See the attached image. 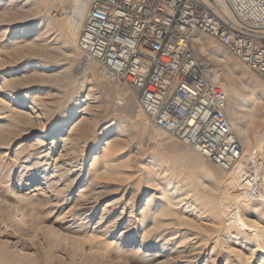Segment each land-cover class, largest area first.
Masks as SVG:
<instances>
[{
	"label": "rangeland",
	"instance_id": "374dc122",
	"mask_svg": "<svg viewBox=\"0 0 264 264\" xmlns=\"http://www.w3.org/2000/svg\"><path fill=\"white\" fill-rule=\"evenodd\" d=\"M68 11H69L68 8H65L64 10H61L60 8H54L49 11L51 13L48 12V15L54 20L60 21L66 16L65 12ZM40 15L41 14L36 13L35 18H39ZM53 29L55 30L54 26ZM199 36L203 39H208L214 46H216L219 49L220 53L226 55L227 58L231 59L235 63L231 72V77L234 80L236 88L238 89L240 97L242 99L240 97L238 98L229 97L224 92L221 86L216 85V87H218V89L221 90L226 96L227 108L225 114L228 115L230 111L233 112L231 114L235 115V122L239 125V127H241L246 132V135L249 138L250 144L246 143L243 137H238L236 132L232 129L240 145L241 144L243 145V146L241 145V147L243 148L244 153H247V151L252 153L251 159L245 161V163H243L244 161L241 162L243 163L241 164L242 166L241 172L240 170L239 172H237L239 173L237 174L238 177H240V178L237 177L239 187L238 188L236 187V192L234 194L242 196L244 191L245 192L247 191L246 193H248L246 195L247 197H244L242 199L243 201L239 206V210H240L241 207L253 203V200L254 201L259 199L264 200V195H263L264 191H261L264 190V180H263L264 178V117H261V113L259 111V105L263 104L264 106V83L254 73L247 70L242 64H240L235 58H233L231 54H229L224 48H222L220 45L209 39V37L205 35H199ZM192 49L197 58L206 60L207 63H209L210 70H214L217 71L218 73H221L217 65L214 62L208 60L207 57L204 54H202L193 44H192ZM76 50H78L77 46H76ZM35 58L36 57H34V59ZM55 61H58V64L61 65L60 71H63L64 73L59 78H57V80L54 81L52 86H50L51 88L50 93H53L52 95L57 94L56 90H63L64 84L69 81V77L71 75L73 77L72 79L73 81H75L81 76V74H74L72 72V68L82 61V56L80 51L78 50L76 55V60H74V62L70 64L64 57L58 56L56 57ZM93 64L95 66L94 69L95 72L93 71L92 73H90L89 76L87 75V80H88L87 90L90 89L91 92L90 94H93L95 98L96 97L98 98V99L96 98L97 104H93L94 107H91L90 105V109L88 108V110H90V113L94 114L95 116V121L92 127V131L94 132L90 131L91 134L89 133L90 135L88 134V136L85 138V142L87 143V148L83 152H81L82 154L79 153L78 157L75 156L72 159L69 158L68 159L69 161H67L65 158H61V160L57 159L55 164L57 167L55 169L56 171L55 173L57 172L58 173L57 174L54 173L55 174L54 180H51L53 181L52 186H51V182H48L50 183L49 184L50 189H48V192L39 190L41 188L42 189L45 188L44 185L42 186L39 185L43 183V181L40 180V178L43 176L42 174V169L44 168L43 164L48 163L50 164V166H52V164L54 163L51 160L56 159L58 152H52L53 153L52 154L51 152L49 153L42 152L41 150L43 155L36 154L37 152L35 148L32 146L34 140L36 139L37 132L42 128L40 121L33 119L28 122L26 121L27 117H24V115L22 116V113L21 114L18 113L24 111L20 107L19 103H25V101L23 100L13 101L11 99L14 98L12 92H15L17 90L14 89L15 87L5 91L8 93L10 92V95L8 96H5L3 91H0V114L3 113L1 118H4L2 121H0V127L3 125L1 124V122L4 124L11 123V125H14L15 127L14 128L15 131H13L12 133H2L0 131V232H1L0 241H5V242L8 241L9 248L10 247L12 248V251L10 248V252L13 255H17V256H23L24 252L26 253V248L29 247L33 252V258H35L34 256H37L36 258L37 260L35 259L37 261V264H41L43 261L42 259L44 257V254L46 253V248L44 245H42L40 241V236L39 235L35 236L34 234L35 227L39 223L45 224L46 226L49 224L48 226L52 228L54 227L53 229L54 230L56 229L55 231L56 232L58 231L57 233L61 235L63 234V236H65L67 239L71 241H77L79 243L78 250L76 252L77 254L73 253V256L70 254L68 250H66L68 253L60 252V254L53 251L52 254L54 257H56L55 259H57L56 262L57 264H67L66 262V260L68 259L67 256L72 259V264H89L90 262H91L90 264H96V263L98 264H159V263L174 264L171 262L170 263L166 262V260L164 259L155 260V258H151V255H154L157 251L143 252L142 250H140V241L143 238L142 236H146L148 242L156 246V250H160V246H162L163 243L169 244L166 247L170 248L171 244L180 241L179 233H177V231H175V227L172 226L160 228L146 235V231L151 232L153 229L151 224L152 223V216L150 215L151 213L147 212L148 200L151 197V195H154L156 193L158 194L162 190L160 184H158L157 181H154L153 177L161 173L163 168L164 176L167 177L168 179L170 178L169 179L171 181L170 184L172 186L179 184L178 186L180 190L176 195L177 198H179L178 200L180 201V206L178 207V211L183 212V214L181 215L184 218H186L189 223H191L192 221L191 224H193L192 225L193 227H197V229H192L187 226L181 227L180 232L184 234L187 233V235L185 234V236L189 237L186 240V242L188 243L187 247H189L188 249L192 251L191 252L192 256L199 255L200 260L203 261L206 258V256L210 254L209 251L211 250L210 249L211 245H213V241L216 238L220 237V239H222L221 242H223L225 228H223L222 226H221L222 228L221 227L215 228L211 226V224L208 223V219L206 220L205 217H204L205 219L201 218V216H199L192 209L193 206L191 208V203L194 201V203L196 202L197 204L198 199L200 202V199L202 200L203 197L206 196L209 186L211 185V182H213V180L219 179L224 175L230 174L231 171L223 172L222 170L208 163L201 156L195 154L191 150L179 144L177 141L169 137L163 131L150 125L147 122L144 115L141 113V111H139L135 101H134V105H132L129 109L126 108V101L130 97H132L129 89L121 84H117L107 79L103 75L99 65L95 62H93ZM35 83L38 84V82ZM106 85L108 86V88ZM63 95L64 96L61 97L62 98L61 100L67 101V99H69L71 95V92L67 91ZM120 97L122 98V100L124 99L123 102H125V105L123 106L117 105L116 101ZM247 98H253L255 104L253 102L252 107H245L243 105L242 101ZM107 102L108 103L110 102L109 105ZM76 114L77 111L75 112V115ZM75 115L73 116V120L79 121L80 118L78 119L77 115L76 116ZM227 115L226 117H228ZM260 118H262L263 122L258 125L255 122ZM227 120L229 122V118H227ZM22 122L26 123L27 125L23 124ZM105 127L112 128V131L109 134H107V136L102 140V144L100 146L103 147L99 148V150L95 152L93 150L95 149L96 138L98 134L101 132L100 130H102ZM27 128L33 129V133L30 138L24 139L23 137L25 136L23 135L25 132L24 129L27 130ZM256 131L259 132L260 134V136L257 138L253 136V134ZM259 150L261 151L259 152ZM100 151L108 153L112 157V160L119 162L122 166L120 167L113 165L114 167L111 168L112 171L111 173L113 175L111 177L113 178L107 176L103 168H99V170L95 171L96 168L100 167L101 165L99 163L100 162L99 156L103 152ZM46 153H48L49 155H45ZM92 157H94L95 159L93 160ZM36 158L38 159V161ZM66 161L68 164L70 162L74 166L71 164H69V166H64ZM38 165L39 167H37ZM176 168L177 170H175ZM164 169L166 170V172L164 171ZM78 173L79 175L77 176ZM178 173L181 175V177ZM149 174L151 175L149 176ZM19 176H21L22 179H19ZM147 178L148 180L149 179L151 180L150 185H147L145 183ZM247 178L249 180L252 179V181H250V184L245 186L244 184L245 181L248 180ZM32 179L35 181H32ZM192 179L194 180L193 181L194 183L191 182ZM132 181L136 184H134ZM180 182L183 183L181 184ZM137 184L138 187L135 186ZM207 184L209 185L208 188L206 186ZM240 188H245V189L240 190ZM253 188L255 190H253ZM12 190H14L16 193H18L21 196L23 195L22 197H24V200L22 201L15 198V196L11 194ZM184 190L186 191L184 192ZM248 190L250 191V193L248 192ZM90 192L91 195L90 194L88 195L87 193ZM185 193H187V195L182 196ZM25 195L27 196V198H25L26 197ZM55 195L56 198L54 199L53 196ZM32 196H34L33 197L34 199L32 198ZM193 196H194V200H193ZM184 197L187 198L184 199ZM189 198H191V200ZM195 198H197V200H195ZM103 210H106L105 212L111 213V214L109 213L110 215L107 216L103 221L104 226L107 227L106 228L107 230L106 229L104 230L107 232L106 234L105 232L102 234L95 233L94 228H96L95 226L98 223L99 219L101 218V214H103L104 212ZM121 212H122L121 215L122 219L120 220V222H117L116 225H114L115 224L114 221L120 216ZM194 213L196 216H194ZM197 215L200 219L197 217ZM38 216H40L41 218H39ZM21 217H23V219ZM142 218H143V223L141 226L139 219L141 220ZM195 219L197 220L195 221ZM261 220L257 221L255 219H249L248 222L249 224L252 225V228L257 227L258 231H262L264 233V219L262 221ZM197 221L200 224L197 223ZM259 221L261 223H258ZM20 222L24 226H22ZM25 223L27 224L30 223V224L27 225ZM203 223L205 225H203ZM118 224L120 225V229H116ZM113 225L114 227H112ZM110 228L111 230L109 232ZM61 229L63 230L61 231ZM141 230L144 231L140 232ZM220 230L222 231V233ZM123 233L124 235H127L129 237H133L134 240L131 244L127 245L124 243L125 240L121 238V236H123L122 235ZM172 233L175 234L172 235ZM231 233L233 236V232ZM211 235H213V237ZM232 236L230 237L229 240H226L227 238H225L224 240L226 241H224V243L219 244L220 247L222 246L221 253L223 254L227 253L228 251L227 249H229L228 247H230L231 250L233 249L234 252L235 251L239 252L240 261L244 262L249 258L248 259L249 264H256L257 261V259H255L256 254L255 255L253 254L251 256L248 251L250 248L254 249V247L250 243H245L244 245H241L240 244L241 240L235 241L234 237L232 239ZM245 236L247 235H244V237ZM104 237L106 239H104ZM148 237L149 238L152 237V238L149 239ZM160 237L162 238L160 239ZM78 239L80 241H78ZM13 240L14 241L16 240L15 242L17 245L15 247ZM163 240L166 242H164ZM194 242L197 243L195 244ZM207 243L210 244L208 245ZM235 243L236 245H233ZM238 243L244 249H241ZM222 250H224V252H222ZM248 253L250 256L248 255ZM85 254L86 255L90 254L88 256L93 255L91 256V258L93 259L88 258V256H86ZM145 254L146 255L148 254L149 257L148 255L146 256ZM75 257H77L78 259H76ZM211 257L213 258V256ZM79 258L81 259L83 258L82 261ZM224 261H225L224 258H218L216 264H224ZM186 263H182V264H186ZM198 263L199 262H197L196 264ZM234 264H236V261L234 262Z\"/></svg>",
	"mask_w": 264,
	"mask_h": 264
},
{
	"label": "bare ground",
	"instance_id": "6f19581e",
	"mask_svg": "<svg viewBox=\"0 0 264 264\" xmlns=\"http://www.w3.org/2000/svg\"><path fill=\"white\" fill-rule=\"evenodd\" d=\"M54 8H60L61 10L68 8L69 11L65 12L66 16L62 20L56 21L48 15V12ZM36 13L41 14L39 16V18H35ZM49 13H51V12H49ZM85 13H86V5L80 0H0V91H3L5 96H8V95H10V92L8 93L5 91L15 87L14 89H17V90L15 92H12V95L14 96V98H11V99L13 101L14 100L25 101V103H19L20 107L24 111L18 112V113L19 114L22 113V116L24 115V117H27L26 121H28V122L30 120H33V119L40 121L42 128L37 132L36 139L34 140V143L32 146L35 148V150L37 152L36 154L43 155L42 152H48V153L49 152H51V153L52 152H58L56 159L51 160L54 163V164H52V166H50V164H48V163L43 164V167H44L42 169L43 176L40 178V180H42L43 183H41L39 185L40 186L44 185L45 188L39 189L41 191H47L48 192V189H50L49 188L50 183H48V182H51V186H52L53 181H51V180H54L55 174L58 173V172L55 173L56 172L55 169L57 168L55 165L57 159L61 160V158H65L67 161H69L68 160L69 158L72 159L75 156L78 157L79 153L83 152L87 148V143L85 142V138L88 136L90 131H92L93 123L95 121L94 114L90 113V110H88V108L90 109V105H91V107H94L93 104H97L96 103L97 97L95 98L93 96V94H90L91 93L90 89L87 90V88H88L87 75L89 76L90 73H92L95 69L93 61H86V60L82 59V61L79 64L75 65L73 68L71 67L72 72L74 74H81V76L78 79H76L75 81H73L72 80L73 77L71 75L69 77V81L64 84L63 90H56L57 91L56 95H52L53 93H50L51 92L50 86H52L54 81L57 80V78H59L64 73L63 71H60L61 65L58 64V61H55L56 57H58V56L64 57L69 62V64L74 62V60H76V55H77V51H78V50H76V41H77L78 31L81 27L82 20L85 16ZM53 26L55 27V30L53 29ZM209 39H211V38H209ZM192 44L202 54H204L208 60L214 62L217 65V67L219 68V71L221 72V73H218L217 71H214V70L208 71V73H207L208 80L214 85L221 86L222 89L224 90V92L229 97H232V98L240 97V94H239L238 89L236 88L235 82L231 77V72H232V69H233L235 63L231 59L227 58L226 55L220 53L219 49L216 46H214L208 39H203L199 35L194 36L192 38ZM34 57H36V58L34 59ZM68 71H69V69H68ZM99 77H101V76H99ZM35 82H38V84H36ZM107 88H108V86H107ZM67 91H70L71 95H70L69 99H67V101H62L61 97H63L64 96L63 94ZM261 96H259V97H261ZM118 100L122 101V106L125 105V102H123L124 99L122 100V98L120 97L117 99V101ZM134 101H135L134 96L130 97L126 101V108L129 109L132 105H134ZM253 102H254L253 98H247V99H244L242 101V103L245 107H252ZM109 103H108V105H109ZM254 104H255V102H254ZM102 105H104V104H102ZM77 109H79V110H77ZM26 111H27V113H26ZM76 111H77V114H76L77 118L78 119L80 118L79 121L73 120V116L75 115ZM259 111L261 113V117H264V106H263V104L259 105ZM231 113H233V112L230 111V113L228 115L226 114L228 116L227 118H229V125L236 132L238 137H243L245 142L249 143V138L246 135V132L241 127H239V125L235 122V115H233ZM2 115H3V113L0 114V121H2L4 119V118H1ZM13 121H14V119H13ZM262 122H263L262 118H260V119L256 120L255 123L259 125ZM1 124H3L0 127V131L2 133H12L13 131H15V129H14L15 127H14V125H11V123L10 124L8 123L9 124L8 125V124H4L1 122ZM23 124L27 125L26 123H23ZM31 127H33V126H31ZM24 131H25L23 134V135H25V136H23L24 139H28L32 136L33 129L27 128V130L24 129ZM100 131L101 132L98 134V136L96 138L95 149L93 150L95 152L98 151L99 148L103 147V146H100L102 144V140L107 136V134H109L112 131V128L105 127ZM92 132H94V131H92ZM20 135H21V133H20ZM94 136H95V134H94ZM253 136L255 138H257L260 136V134H259V132L256 131L253 134ZM86 140H88V139H86ZM248 146H250V145H248ZM253 148H255V147H253ZM41 150H42V152H41ZM260 151L261 150H259V152ZM100 152H103V151H100ZM248 152L249 151H247V153H244V150L242 148V156H241L240 161L232 169L227 170L229 172L231 171L230 174H228V173H227L228 175L222 174L224 176L220 177L217 180H213V182H211L210 186L208 184L206 185L207 188L209 186V189H208V191L206 190L207 194H206V196L203 197L202 200L200 199V202L198 199V203L197 204H196V202L194 203V201H193L194 196H193V200H192L193 202L191 203V208L193 206L192 209L199 216H201V218L205 217L206 220L208 219V223L211 224V226H213L215 228L222 226L223 228H225L224 236H223L224 239L227 238L226 240H229L230 237L232 236L231 232H233L232 239L234 237L235 241L241 240L240 241L241 245H244L245 243H250L254 247V249L250 248L248 250L250 255L252 256L253 254L254 255L256 254V258H255V259H257L256 264H264V233L262 231H258L257 227H255L257 229L252 228V225L249 224V222H248L249 219H255L257 221L264 219V200H260V199L255 200V201L253 200V203H251L250 205H245V206L241 207L239 210V206L241 205V203L243 201L242 199L244 197H247L246 195L248 193H246L247 191L246 192L244 191L242 196L234 194L236 192V187L237 188L239 187L238 178H240V177H238L237 174H239V173H237V172H239V170L241 172V167H242L241 164L245 163V161L252 158V156H251L252 153H250V152L248 153ZM48 153H46L45 155H49ZM33 155H35V154H33ZM30 156H32V155H30ZM43 157H45V156H43ZM99 157H100L99 163L101 165H100V167L96 168L95 171L99 170V168H103L104 172L107 174V176L111 177V176H113L111 173L112 172L111 168L114 167L113 165L122 167L119 162L112 160V157L106 152L101 153V155ZM260 157H261V155H260ZM26 158H28V157H26ZM92 159L94 160L95 158L92 157ZM37 161H38V159H37ZM67 161H66L64 166H69V164H71L70 162L68 164ZM242 161H244V162L241 163ZM76 162H77V160H76ZM122 163H123V161H122ZM71 165H73V164H71ZM245 165H247V164H245ZM37 167H39V165ZM120 167H118V168H120ZM157 170H159V169H157ZM175 170H177V168ZM164 171L166 172L165 169H164ZM227 171H223V172H227ZM73 172H75V171H73ZM159 172H161V171H159ZM162 172H163V168H162ZM162 172L153 177V180L157 181L158 184H160L162 190L159 189V190H161V192H159L158 194L156 193L154 195H151V197L148 200L147 212L151 213L150 214L152 216V223L151 224H152L153 229L151 232L146 231V235L150 234L153 231L158 230L160 228L172 226V227H175V231H177V233H179L180 241L177 243L174 242L173 244H171L170 248L166 247L169 244L163 243V245L160 246V250H156V246L154 244L149 243L146 236H142L143 238L140 241V250H142L143 252L157 251L154 255H151V258H155V260L164 259V260H166V262H169V263L171 262L174 264H176V263L182 264V263H186V262H187L186 264H188V263L189 264H196L197 262H199L198 264H216L218 258H224V260H225L224 264H234L235 261H236V264H249V262H248L249 258L247 260H245L244 262L240 261L239 252H236V251L234 252L233 249L231 250V248L228 246L227 247L229 249H227L228 250L227 253H224V254L221 253V249H222L221 247L222 246L220 247L219 244L224 243V241H226V240L223 239V242H221L222 239H220V237L216 238L213 241V245H211V248L209 246V248L211 249L209 251L210 254L208 253L209 255H207L203 261L200 260L199 255L192 256V254H191L192 251H190L188 249L189 248V247H187L188 243L186 242V240L189 237L185 236V234L187 235V233H185V234L181 233L180 230H181V227H186V226L189 228H192V229H197V227H193L192 226L193 224H191L192 221H191V223H189L188 220L181 215V214H183V212L178 211V207L180 206V201L178 200L179 198H177L176 195H177L178 191L180 190V188L178 186L179 184L178 185L176 184L177 186L176 185L172 186L170 184L171 183V181L169 180L170 178L168 179L167 177H165L164 172L163 173ZM192 172H193V170H192ZM66 173H67V171H66ZM78 175H79V173L77 174V176ZM150 175L151 174H149V176ZM200 175H202V174H200ZM47 176H49V177H47ZM180 177H181V175H180ZM194 177H195V175H194ZM111 178H113V177H111ZM19 179H22L21 176H19ZM58 180H59V178H58ZM209 180H210V178H209ZM263 180H264V178H263ZM32 181H35V180L32 179ZM193 181L194 180L192 179L191 182L194 183ZM250 181H252V179L246 180L244 185L246 186V185L250 184ZM145 183L147 185H150L151 180L150 179L148 180V178H147ZM177 183H179V182H177ZM134 184H136V183H134ZM203 185H205V184H203ZM261 185H262V183H261ZM135 186L138 187V184ZM261 187H263V186H261ZM146 188H149V187H146ZM204 188H205V186H204ZM8 189H10V188H8ZM241 189H245V188H240V190ZM253 190H255V189L253 188ZM185 191L186 190H184V192ZM261 191H264V190H261ZM248 192L250 193L249 190H248ZM59 193H61V192H59ZM11 194L14 195L15 198H17L18 200H22V201L24 200V197H22L23 195L22 196L19 195L14 190L11 191ZM87 194L91 195V192L87 193ZM56 195L53 196L54 199L56 198ZM96 195H97V193H96ZM186 195H187V193H185L182 196H186ZM257 196H258V194H257ZM33 197L34 196H32V198ZM259 197H261V196H259ZM25 198H27V196ZM185 198H187V197H184V199ZM189 199L191 200V198H189ZM10 200H12V199H10ZM40 200H38V201H40ZM195 200H197V198H195ZM2 201H3V199H2ZM58 201H59V199H58ZM187 201H185V202H187ZM28 204H30V203H28ZM33 205H35V204H33ZM185 205H183V206H185ZM93 208H94V206H93ZM104 208H105V206H104ZM184 208H183V210H184ZM86 209H88V208H86ZM103 211L104 212H103V214H101V218L99 219L98 223L96 222L97 223L95 226L96 228H94L95 233L102 234L105 232V234H106V232H107L104 230L107 227L104 226L103 221L111 213L105 212L106 210H103ZM77 213H76V216H77ZM121 215H122V212H121L120 216L114 221L115 222L114 225H116L117 222H120V220L122 219ZM198 215H197V217H198ZM194 216H196L195 213H194ZM38 217L41 218L40 216H38ZM21 218L23 219V217H21ZM196 220L197 219H195V221ZM139 221L141 223L140 225L142 226L143 218L141 220L139 219ZM35 222H37V221H35ZM27 223H25V224H27ZM197 223H199V222L197 221ZM258 223H261V222L259 221ZM29 224H27V225H29ZM48 225L46 226L45 224H40V223L37 224V226L35 227V233L34 234H35V236L36 235L40 236V241H41L42 245H44L46 248V253L44 254V257L42 259L43 260L42 263L43 264H57L56 263L57 259H55L56 257H54L52 254L53 251L60 254V252L66 253L67 252L66 250H68L70 252V254L73 256V253H76L78 250L79 243L77 241H71V240L67 239L65 236H63V234L61 235V234L57 233L58 231L56 232L55 231L56 229L55 230L53 229L54 227L52 228V227H49ZM114 225L112 227H114ZM203 225H205V224L203 223ZM22 226H24V225L22 224ZM51 226H53V225H51ZM116 229H120L119 224L117 225ZM25 230H27V229H25ZM62 230L63 229H61V231ZM110 230H111V228L109 229V232H110ZM142 231H144V230H141L140 232H142ZM208 233H209V231H208ZM221 233H222V231H221ZM243 233H245V234H243ZM173 234H175V233H172V235ZM190 234H191V232H190ZM122 235L123 236H121V238H123L125 240V242H124L125 244L128 245V244H131L133 242V240H134L133 237H129L127 235H124V233ZM244 235H247V236L244 237ZM211 236L213 237V235H211ZM193 237H191V238H193ZM150 238H152V237H150ZM161 238L162 237H160V239ZM163 238H165V237H163ZM104 239H106V238L104 237ZM15 241H14V247L17 245ZM78 241H80V240L78 239ZM164 242H166V241H164ZM21 244H23V243H21ZM207 244L209 245L210 243H207ZM226 244H225V246H226ZM233 245H236V243ZM238 245H239V243H238ZM82 246H83V243H82ZM10 248H9V242L8 241H6V242L0 241V264H37V261H36L37 256H34L35 258H33V252L31 251V249L29 247L26 248V253L24 252L23 256L13 255L10 252ZM240 248L244 249L242 246H240ZM191 249H192V246H191ZM81 250H83V249H81ZM11 251H12V248H11ZM18 251H19V249H18ZM222 252H224V250H222ZM79 253H80V251H79ZM249 253H248V255H249ZM81 254H79V255H81ZM79 255H77V256H79ZM88 255H90V254H88ZM88 255H86V256H88ZM81 256H83V255H81ZM91 256H93V255H91ZM91 256H88V258H91ZM211 256H213V258ZM148 257H149V255H148ZM67 258H66L67 264H72V259L69 258L68 256H67ZM75 258L78 259L77 257H75ZM79 259L82 261L83 258L82 259L79 258ZM91 259H93V258H91ZM80 260H78V261H80ZM147 260H148V258H147ZM89 261H91V260H89ZM94 263H96V262H94ZM96 264H98V263H96ZM159 264H161V263H159Z\"/></svg>",
	"mask_w": 264,
	"mask_h": 264
},
{
	"label": "built area",
	"instance_id": "2783aa9c",
	"mask_svg": "<svg viewBox=\"0 0 264 264\" xmlns=\"http://www.w3.org/2000/svg\"><path fill=\"white\" fill-rule=\"evenodd\" d=\"M82 59L127 87L153 127L222 171L241 159L225 94L192 38L205 35L264 83V0H80ZM122 106V101H116Z\"/></svg>",
	"mask_w": 264,
	"mask_h": 264
}]
</instances>
